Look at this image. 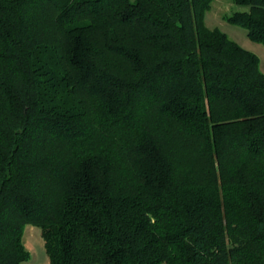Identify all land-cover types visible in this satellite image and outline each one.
<instances>
[{
  "label": "trees",
  "instance_id": "obj_1",
  "mask_svg": "<svg viewBox=\"0 0 264 264\" xmlns=\"http://www.w3.org/2000/svg\"><path fill=\"white\" fill-rule=\"evenodd\" d=\"M212 2L0 0V264L28 225L49 264H264V73Z\"/></svg>",
  "mask_w": 264,
  "mask_h": 264
},
{
  "label": "rangeland",
  "instance_id": "obj_2",
  "mask_svg": "<svg viewBox=\"0 0 264 264\" xmlns=\"http://www.w3.org/2000/svg\"><path fill=\"white\" fill-rule=\"evenodd\" d=\"M246 10L238 7L230 0H213L211 10L206 14L205 23L210 29H219L239 46L257 55L261 61V71L264 73V46L250 41L247 32L239 26L229 24L223 19L226 14ZM23 245L30 258L22 264H49L41 230L32 225L25 228Z\"/></svg>",
  "mask_w": 264,
  "mask_h": 264
},
{
  "label": "crops",
  "instance_id": "obj_3",
  "mask_svg": "<svg viewBox=\"0 0 264 264\" xmlns=\"http://www.w3.org/2000/svg\"><path fill=\"white\" fill-rule=\"evenodd\" d=\"M25 231V230H24Z\"/></svg>",
  "mask_w": 264,
  "mask_h": 264
}]
</instances>
